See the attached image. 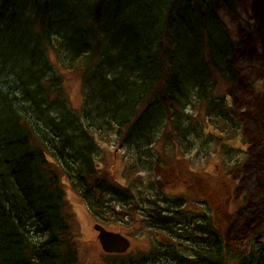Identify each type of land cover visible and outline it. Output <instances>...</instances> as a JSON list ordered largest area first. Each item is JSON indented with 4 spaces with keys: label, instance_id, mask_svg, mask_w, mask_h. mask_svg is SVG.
I'll return each mask as SVG.
<instances>
[{
    "label": "trees",
    "instance_id": "16d2710c",
    "mask_svg": "<svg viewBox=\"0 0 264 264\" xmlns=\"http://www.w3.org/2000/svg\"><path fill=\"white\" fill-rule=\"evenodd\" d=\"M236 2L0 0V264H77L63 182L98 208L111 186L96 178L95 136L146 146L207 120L230 127L219 83L237 82L242 44L218 9ZM67 73L79 76L80 114ZM215 239L183 264H264L261 238L241 254Z\"/></svg>",
    "mask_w": 264,
    "mask_h": 264
},
{
    "label": "rangeland",
    "instance_id": "374dc122",
    "mask_svg": "<svg viewBox=\"0 0 264 264\" xmlns=\"http://www.w3.org/2000/svg\"><path fill=\"white\" fill-rule=\"evenodd\" d=\"M254 4H259L260 7H255ZM238 12V19H233L222 9L219 16L231 33L244 44L243 50L237 54L241 78L238 84L230 89L233 99L230 98L229 101V105L245 118L242 132L231 141L234 146L238 144L244 151L241 163L232 162L239 159L240 153H235L237 157H229V163L225 164L227 152L216 151L218 139L213 138L214 131L211 130L218 127L215 122L211 123L209 130L212 131L213 139L204 131L200 133L202 143L209 140L208 146L198 148L194 139L188 138L191 152L187 153L185 158L180 153L171 151L174 145L167 150L159 146L156 150L153 149L158 160L163 156L160 174L164 179V186L172 190L185 185V198L197 211L210 212L215 226L235 254L245 253L252 238L259 236L264 239V0H239ZM78 77L76 74L65 75L64 94L74 111L80 114L82 94ZM255 86L259 88L252 92L250 88ZM246 95L251 101L258 103L256 108L252 107L254 111L246 107ZM204 124L207 126L205 122ZM218 133L216 132L215 137L223 138ZM227 133L226 138L231 136V132ZM104 137L105 140H101L95 136L99 152L98 177L110 180L114 178L125 185L128 183V177H136V174L130 175V168L136 166L138 159H131L126 151L115 149L114 136ZM203 156L207 159H203ZM63 189L66 199L64 214L67 217L69 238L76 247L77 264L108 262L97 242V233L93 230L95 224L103 226L107 231L119 233L129 240L130 249L125 258L134 257L136 254L153 256L151 252L160 246L156 242H160L162 236L157 231H149V235L142 236L141 225H134L133 222H129V225L125 222L122 225L113 220V217L126 213L125 209L115 206L117 212L111 211L107 214V222L95 220L88 204H85L81 197L73 193L67 185ZM244 197L246 200L243 202ZM199 203L201 209L194 206ZM131 215L134 216V212Z\"/></svg>",
    "mask_w": 264,
    "mask_h": 264
},
{
    "label": "flooded vegetation",
    "instance_id": "af4514ba",
    "mask_svg": "<svg viewBox=\"0 0 264 264\" xmlns=\"http://www.w3.org/2000/svg\"><path fill=\"white\" fill-rule=\"evenodd\" d=\"M155 185L159 186V193L154 194L156 195L155 202H153V207L147 209V214L149 212L160 213L161 217H158L154 222L161 224L165 230V233L162 234L164 244L160 251L156 249L154 254L152 253L153 256H147L145 260L148 262H144V264H150L155 260L160 264H179L180 251L178 248L182 247L183 243L189 244L187 241L191 235L202 230L200 216L192 213L189 208V201L184 195L178 197L175 193L169 192L168 186H164V182H156ZM147 200L150 198L147 197ZM133 202L132 212H135V208H137L136 198ZM196 205L199 207L200 203ZM203 231L205 232V230ZM145 234L147 233L142 231V236Z\"/></svg>",
    "mask_w": 264,
    "mask_h": 264
},
{
    "label": "water",
    "instance_id": "95a60500",
    "mask_svg": "<svg viewBox=\"0 0 264 264\" xmlns=\"http://www.w3.org/2000/svg\"><path fill=\"white\" fill-rule=\"evenodd\" d=\"M94 229L98 233L97 240L104 253L123 254L127 251L129 244L120 235L106 232L98 226H95Z\"/></svg>",
    "mask_w": 264,
    "mask_h": 264
},
{
    "label": "bare ground",
    "instance_id": "6f19581e",
    "mask_svg": "<svg viewBox=\"0 0 264 264\" xmlns=\"http://www.w3.org/2000/svg\"><path fill=\"white\" fill-rule=\"evenodd\" d=\"M254 5H255V7H258V8L260 7V5H259V4H258V6H257V4H254ZM262 51L264 52V50H262Z\"/></svg>",
    "mask_w": 264,
    "mask_h": 264
}]
</instances>
